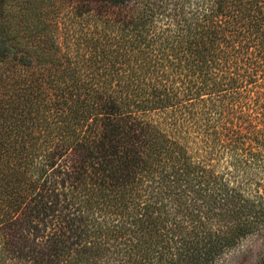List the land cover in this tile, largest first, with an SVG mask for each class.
Wrapping results in <instances>:
<instances>
[{
    "label": "trees",
    "instance_id": "trees-1",
    "mask_svg": "<svg viewBox=\"0 0 264 264\" xmlns=\"http://www.w3.org/2000/svg\"><path fill=\"white\" fill-rule=\"evenodd\" d=\"M0 264H264V0H0Z\"/></svg>",
    "mask_w": 264,
    "mask_h": 264
}]
</instances>
